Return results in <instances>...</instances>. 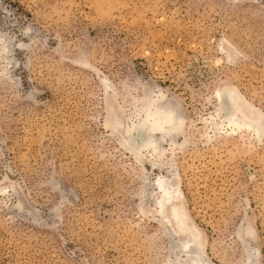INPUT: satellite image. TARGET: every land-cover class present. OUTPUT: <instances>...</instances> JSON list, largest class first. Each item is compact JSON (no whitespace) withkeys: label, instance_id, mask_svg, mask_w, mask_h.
<instances>
[{"label":"rangeland","instance_id":"1","mask_svg":"<svg viewBox=\"0 0 264 264\" xmlns=\"http://www.w3.org/2000/svg\"><path fill=\"white\" fill-rule=\"evenodd\" d=\"M219 93L264 120V0H0V264H264V128ZM149 104L177 127L130 149Z\"/></svg>","mask_w":264,"mask_h":264},{"label":"bare ground","instance_id":"2","mask_svg":"<svg viewBox=\"0 0 264 264\" xmlns=\"http://www.w3.org/2000/svg\"><path fill=\"white\" fill-rule=\"evenodd\" d=\"M221 98V108L224 109L225 112H227V115L229 116L230 123L235 127H248L252 129L254 132H259L264 128V120H261L258 123L253 122L248 117L239 116L235 112H233L234 107L230 104L229 100L227 99V94L219 93ZM150 105V104H149ZM231 105V108H229ZM152 105L146 107L147 115L142 120V122L138 125H136L134 134L140 140V143H136L135 140L132 138L126 139V144H128L130 149L139 150L141 147L146 146L147 144L152 142L151 134L152 132H160V133H166V134H172V132L176 129L177 124L174 122V115L170 111L166 113L165 111H162L161 109H151ZM154 106V105H153ZM152 106V107H153ZM228 107V108H227ZM232 110V111H231ZM260 119V118H259ZM178 120V119H177ZM162 178H159L155 181V184L158 185L160 188L161 198L165 200H169L172 196V193L176 192V188L174 190V184L163 186L162 184ZM161 201V199H159ZM195 242V241H194ZM191 243H193L192 238H186L182 242V245L180 244L181 251L186 253V256H188L189 260H192L193 263L197 264H203L202 260V252L198 248H192ZM195 244V243H194ZM193 244V245H194Z\"/></svg>","mask_w":264,"mask_h":264}]
</instances>
